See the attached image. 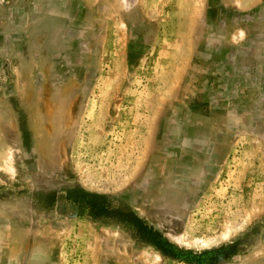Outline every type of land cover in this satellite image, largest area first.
I'll return each instance as SVG.
<instances>
[{"label": "rangeland", "instance_id": "obj_1", "mask_svg": "<svg viewBox=\"0 0 264 264\" xmlns=\"http://www.w3.org/2000/svg\"><path fill=\"white\" fill-rule=\"evenodd\" d=\"M0 264H264V0H0Z\"/></svg>", "mask_w": 264, "mask_h": 264}, {"label": "trees", "instance_id": "obj_2", "mask_svg": "<svg viewBox=\"0 0 264 264\" xmlns=\"http://www.w3.org/2000/svg\"><path fill=\"white\" fill-rule=\"evenodd\" d=\"M158 241H159L158 243L160 244V246L163 248V245H165L164 243H166V241L165 240H158Z\"/></svg>", "mask_w": 264, "mask_h": 264}]
</instances>
